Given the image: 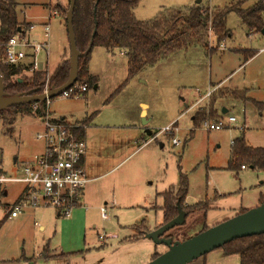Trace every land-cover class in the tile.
Returning <instances> with one entry per match:
<instances>
[{
  "label": "rangeland",
  "instance_id": "obj_1",
  "mask_svg": "<svg viewBox=\"0 0 264 264\" xmlns=\"http://www.w3.org/2000/svg\"><path fill=\"white\" fill-rule=\"evenodd\" d=\"M16 1L19 20L36 23L27 39L48 43L50 53L43 51L39 62L49 83L54 70L66 58L70 60L65 18L54 8L58 4L67 7L70 0ZM241 1L245 0H202L200 4L217 11ZM256 1L246 0L242 7ZM196 2L142 0L134 14L145 21L165 9L187 8ZM227 28L231 35L219 40L209 27L207 48L193 43L131 78L128 58L121 50L94 47L90 70L96 73L97 84L79 96L53 97L47 107L53 116L82 125L90 122L86 115L95 114L86 142L87 147L91 145L93 163L101 162V176L85 187L82 206L73 209L70 217L58 216L53 206L27 207L19 217H9V207L19 200L25 185L0 183V264H40L47 243L66 252L84 251L75 259L86 255V264H147L167 250L145 234L164 223L163 193L175 195L181 172L189 181L185 205L203 203V207L187 212L183 224L165 233L174 241H185L261 204L264 170L245 161H240L244 169L240 163L235 170L228 167L232 144L242 134L248 145L264 148V35L251 34L237 12L228 14ZM214 50L218 51L211 53ZM250 53L255 54L253 58L239 67ZM220 80L224 83L213 95L238 87L247 90L248 99L219 98L213 116L211 96L200 98ZM225 107L228 112L223 113ZM144 110L148 113L142 114ZM199 111L206 112V117L195 127L192 116ZM230 116L237 120L229 122ZM220 118L223 129L204 126V121ZM167 126H172L171 131H163ZM42 130L41 120L33 114L11 108L0 112V177H21L35 156L44 152L45 143L37 137ZM102 207L107 210L106 219ZM188 264H241V257L222 247Z\"/></svg>",
  "mask_w": 264,
  "mask_h": 264
},
{
  "label": "trees",
  "instance_id": "obj_2",
  "mask_svg": "<svg viewBox=\"0 0 264 264\" xmlns=\"http://www.w3.org/2000/svg\"><path fill=\"white\" fill-rule=\"evenodd\" d=\"M142 0H77L74 10L73 25L76 34L77 47L85 52L91 42L96 29L93 46L87 56L79 60V75L77 84L90 88L98 82L97 77L90 73V58L94 47H102L108 51L119 49L124 51L128 58L129 78L136 76L145 68L156 66L161 60L171 56L182 49H187L193 43L207 48L208 28L211 27L217 39L227 38L231 33L227 28V16L230 12H237L244 25L249 30L261 32L264 28V0H258L252 6L243 8L241 1L237 4L215 11L201 4L187 8L165 9L150 20H139L134 10ZM16 0H0V75L4 79L7 95H16L31 89L45 87V72L33 69L29 60L20 65H7L4 63L5 45L11 37L23 33L25 36L31 28L29 22L20 21L18 17ZM61 4L55 5L65 18L69 9ZM96 9V12H95ZM212 9V10H211ZM215 52L214 51H211ZM70 75V63L64 60L53 72L49 79L50 87L64 85ZM23 80V81H20ZM121 85L108 99L118 94L123 88ZM230 95L234 98L247 99L245 91L220 90L211 94V115L217 114L215 104L219 98ZM261 105V103H258ZM35 103H27L11 107L16 113L32 115ZM10 109V108H9ZM47 101L39 103L38 114L44 115L47 111ZM8 110V109H7ZM2 112V111H0ZM95 114H91V123ZM206 117V112L199 111L193 118L195 127ZM7 122L8 119L5 118ZM89 123H83L78 129V135L85 136ZM240 161L249 162L254 168L264 170V148L252 147L247 144L244 134L232 144L231 160L228 169L235 170ZM245 165L244 162L240 163ZM189 194V181L184 173H180L175 195L164 192V223L169 222L178 214L177 202L188 213L203 207V203L193 206L185 205ZM0 192V205H1ZM264 203V196L260 199ZM206 205V204H205ZM244 212V211H243ZM241 213V212H240ZM163 223V224H164ZM2 223H0V229ZM227 253L237 252L241 257V264H264V234L235 239L223 247ZM159 254H155L153 258Z\"/></svg>",
  "mask_w": 264,
  "mask_h": 264
},
{
  "label": "built area",
  "instance_id": "obj_3",
  "mask_svg": "<svg viewBox=\"0 0 264 264\" xmlns=\"http://www.w3.org/2000/svg\"><path fill=\"white\" fill-rule=\"evenodd\" d=\"M47 30L48 27L45 35H48ZM26 36L27 34L24 36L19 32L10 38L5 45L3 61L7 65H20L29 60L33 63V69L40 70L38 56L42 51L49 54L48 43L32 42ZM50 88L49 83H46L42 92H47ZM85 91H87L86 86L75 83L62 95L79 96ZM211 94L212 91L208 93V97ZM38 110L39 103H35L33 115L43 124V130L38 132L37 137L45 143L44 152L35 156L34 160L24 168L21 177H0V183L19 182L25 185L19 200L10 205L8 215L17 217L27 207L53 206L58 210L59 215L70 217L73 209L82 205L81 197L89 182L84 166L87 142L84 137L78 135V129L82 124L65 117H55L48 109L44 115H40ZM236 120L235 116L229 117V122ZM204 126L207 130H221L225 124L220 118L214 121L206 120ZM171 128L172 126H167L163 131H171ZM178 142L174 140L175 144ZM242 168L246 166L243 165ZM101 215L104 219L108 218L105 207L101 208Z\"/></svg>",
  "mask_w": 264,
  "mask_h": 264
},
{
  "label": "water",
  "instance_id": "obj_4",
  "mask_svg": "<svg viewBox=\"0 0 264 264\" xmlns=\"http://www.w3.org/2000/svg\"><path fill=\"white\" fill-rule=\"evenodd\" d=\"M77 0H70V6L66 14L67 30L70 41V75L68 81L60 87H51L47 92L40 91V88L31 89L27 92L16 95H7L3 77L0 75V111L7 110L16 105L27 103H42L51 98L62 95L64 91L73 86L79 75V60L87 56L93 46V39L88 49L81 52L77 47L76 34L73 25L74 10ZM202 0H197L200 4ZM96 12V9H95ZM264 35V28L261 31ZM20 81H23L20 79ZM226 113V109L222 110ZM146 122V121H145ZM152 134L151 131L148 133ZM178 214L172 220L162 224L157 229L147 232L145 236L152 239L156 244H164L167 250L151 259L147 264H188L205 254L222 248L225 244L249 236L264 234V203L259 206L236 214L234 217L214 225L185 241H174L165 237V233L176 225L183 224L186 220L187 211L177 202Z\"/></svg>",
  "mask_w": 264,
  "mask_h": 264
},
{
  "label": "crops",
  "instance_id": "obj_5",
  "mask_svg": "<svg viewBox=\"0 0 264 264\" xmlns=\"http://www.w3.org/2000/svg\"><path fill=\"white\" fill-rule=\"evenodd\" d=\"M65 0H62V2H64ZM258 1V0H257ZM256 1V2H257ZM255 2V3H256ZM202 5V4H201ZM190 6H192V5H189L188 7H190ZM203 6V5H202ZM137 8V7H136ZM57 13H58V11L57 10H55ZM27 22V21H26ZM30 23V22H29ZM31 24V23H30ZM32 26H31V28H30V30L29 31H31L32 32V30H33V28L35 27V25H36V23H35V25L34 24H31ZM46 28H47V26H46ZM252 33H254V31H252L251 32V34ZM255 33H258V32H256L255 31ZM231 35V34H230ZM263 49V48H262ZM261 49V51H264V50H262ZM235 52H236V50L237 49H233ZM218 51V50H217ZM216 51V52H217ZM43 52V51H42ZM41 52V53H42ZM216 52H214V53H216ZM223 52L225 53L226 52V49L225 50H223ZM41 53L39 54V56L38 57H40V55H41ZM50 53V52H49ZM121 54H124L125 55V53H124V51H122L121 52ZM237 55H239L240 56V54H239V52H237L236 53ZM255 54H249V57L248 58H246L245 60H244V63H242L239 67H242L244 64H246L247 62H249V60L250 59H252L253 58V56H254ZM230 58H232V57H230ZM40 60V59H39ZM66 60H68L67 58H66ZM90 61H91V58H90ZM89 67H90V64H89ZM40 70H42V68L40 69ZM90 73L91 74H93L94 76H96L97 77V75H96V73H94V72H92L91 70H90ZM225 80V79H224ZM224 80H220L219 82H217V86L215 85V88H213V89H211L209 92H211L212 91V93L217 89V87L219 86V85H222L223 83H224ZM232 90H240V91H245L246 89H240V88H238V87H230ZM247 91V90H246ZM245 91V92H246ZM208 92V93H209ZM208 93L206 94V95H203V96H201V98H200V100L202 99H205L206 98V96L208 95ZM248 95V94H247ZM246 95V96H247ZM211 96V95H210ZM236 99H238V98H236ZM248 99V98H247ZM200 100H198L196 103H198ZM253 102H254V100H253ZM145 107H148V105L147 104H145L144 105ZM223 109H226V111L228 112V108H223ZM52 112V111H51ZM141 113L142 114H147L148 112H147V110H144V111H141ZM140 113V114H141ZM52 114H54V112H52ZM219 115H220V113H219ZM86 116H90V115H86ZM85 116V117H86ZM64 116H62L61 118H63ZM193 118H194V116H192V120H193ZM92 123V122H91ZM91 123H89V125L91 126L92 124ZM87 127L86 128V131H85V136H84V138H85V140H87V131L91 128V127ZM91 145L89 144L88 145V147H87V152H86V155H85V157H84V166H85V168H86V171H87V175H88V178H89V182H88V184H87V186H86V188L88 187V185H89V183L92 181V180H94L95 178H98L99 176H101L100 174H99V171H100V167H99V163H101V162H98V163H93V158L91 159ZM80 206H82V205H80ZM58 216H61V215H59V213H58ZM17 217H19V216H17ZM40 229H43V227L42 226H40ZM84 251H82V250H80V251H77V252H66V251H63V250H59L58 248H56V247H54V246H52L50 243H47V244H45L44 245V247H43V250H42V253H41V255H40V257H39V259H41L42 260V263H40V264H86V260H85V256H82V257H77V259H75V256L77 255V254H81V255H83L84 253H83ZM152 259V258H151ZM36 261H34V262H32V264H36L35 263Z\"/></svg>",
  "mask_w": 264,
  "mask_h": 264
}]
</instances>
